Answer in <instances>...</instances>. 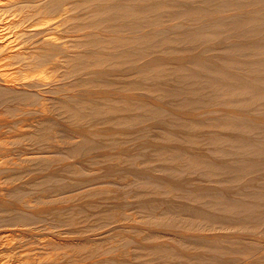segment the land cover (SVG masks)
I'll return each instance as SVG.
<instances>
[{"label": "bare ground", "instance_id": "6f19581e", "mask_svg": "<svg viewBox=\"0 0 264 264\" xmlns=\"http://www.w3.org/2000/svg\"><path fill=\"white\" fill-rule=\"evenodd\" d=\"M0 11V99L35 114L8 125L10 144L32 145L17 161L0 137V173L15 181L0 183V223L17 222L0 228V264H264V0H0ZM39 99L71 124L66 142L50 138L62 131ZM120 173L141 220L115 214ZM51 186L67 189L62 201L18 199ZM41 215L74 234L22 226Z\"/></svg>", "mask_w": 264, "mask_h": 264}, {"label": "rangeland", "instance_id": "374dc122", "mask_svg": "<svg viewBox=\"0 0 264 264\" xmlns=\"http://www.w3.org/2000/svg\"><path fill=\"white\" fill-rule=\"evenodd\" d=\"M250 6H251V5H249V6H245V8H248V9H249ZM232 10H233V12H234V11L236 12V10H238V9H235V8L233 9V8H232ZM238 11H241V10L239 9ZM6 12H7V11H6ZM6 12H4L3 14H4L5 16H7L8 19H6L5 17H3V14H1V15H0V18L2 17V20L0 19V20H1V23L3 22V20H6V21H7V20H9V18H10V16L8 15V12H7V15H6ZM227 12H228V11H227ZM229 12H232L231 9H230ZM0 13H1V11H0ZM39 13H40V12H38L37 14H35L36 16H35V15L33 16V17H35V18L32 17L31 20H30V18H29V21H34V20L36 21V19H37L36 17L39 15ZM40 15H41V13H40ZM8 16H9V17H8ZM4 18H5V19H4ZM171 21H172V20H171ZM0 25H1V24H0ZM60 29H61V30H60ZM62 29H63L62 26L59 27L58 30H60V31H58V33H62V32H63ZM1 30L3 31V26H0V31H1ZM2 31H1V32H2ZM1 32H0V35H1ZM2 33H3V32H2ZM0 64H1V61H0ZM0 67H1V66H0ZM37 68H39V67H37ZM30 70H31V71H30ZM30 70H29V71L32 72V71L34 70V68H33V70H32V69H30ZM36 70H37V69H36ZM36 70H35V72H36ZM33 73H34V71H33ZM54 73H55V74H54ZM55 75H57V76H55ZM50 77H51V79L54 77V83H53V79L51 80V83H52L53 85H55V86L58 88V89H56L57 94H63V93H64V90H63V89L66 87V84H64V83H65L66 81L63 80V79L61 78L60 75H58V72H57V71L53 72V73H52V76H50ZM56 78H57V80H56ZM58 80H59V81H58ZM58 82H59V83H58ZM58 84H59V86H58ZM73 93H74V96H75V97H78V95H77V91H76V90H74ZM11 99H12L13 101H11L10 98L7 99V101H6V99H5V100H4V99H0V101H1V102H0V112H2V111H3L2 113L8 112V111H9V108H10V111H9L10 116H9V117L11 118V119L8 118V117L6 118V115H8V113H7V114H2V113H0V129H1L2 125L7 124V125H4V126L2 127V129H4V130H2V129H1L2 131L0 130V131L2 132V133L0 132V133L2 134V136H0V137H1L3 140L5 139V142L8 141V142H7V143H8V144H7V147L3 149L5 152H2V154H4L3 159H6V160H8V161H9V160L11 161V159H12L13 161H17V160H18V157H19V158L21 157V154H20V156H19V155L17 156V154H18V153H21V151H22V153H23L22 155H24V153H26V152H28L29 150L32 149V145H31V144H28L27 140H25V139H21V140H23V141H21L20 138H19V140H20L22 143H21V142H18L19 144H17V141H16V143H15V142H14V143L11 142V144H10V140H11L10 138H11V136L13 135L14 132H15V133L17 132V130H18L17 127H20L19 125H22L23 123L26 122V120H25V121H22L23 123L18 125V123H21V121H20V122L18 121V120L20 119V117H26V116L28 117L29 115L32 116V115H35V114H34V113H33V114H27V115H26V114H23V113L21 114L20 112H25V111H22V110H19V108H18V109L16 108V106L19 104L18 102L21 101L20 104L18 105V106L20 107V106H22V105L24 106V103H25V105H26V104L29 105V104H30V103H29L30 101H29L28 103L25 102V101H28V100H17L18 102H17V101L15 102V99H13V98H11ZM41 99H42V98H41ZM41 99H39V100H41ZM3 100H4V102H5L4 105H3ZM8 100H10L12 103H11L10 101H8ZM22 101H23V102H22ZM41 101H42V103H43L42 106L45 107V108H44V111H46L47 114H49V113L51 112V111L49 112V110L52 109V106H51L50 100H49V99H45V100H41ZM39 102H40V101H39ZM9 103H10L11 105H9ZM14 103H15V104L17 103V105H15ZM21 103H22V105H21ZM44 103H46V104L44 105ZM1 104H2V105H1ZM5 104H7L8 107H7ZM13 104H14V105H13ZM12 105H13V106H12ZM46 105H48V106L50 105V106H49L50 109H49V107L46 106ZM18 106H17V107H18ZM4 107H5V108H4ZM13 107H14L16 113L14 112ZM11 109L13 110V112H11ZM16 109H17V110H16ZM17 111H19V112H17ZM48 112H49V113H48ZM52 112H53V113H50V114H51V116H52V115L55 116V117H54V121H55L56 124H58V125H57L58 128H59V129L61 128L62 134H61V133H58V135H57V133H55V132H54V134H51V132H50V133H49V134L51 135L50 138H51V137L54 138V137L56 136L54 139H52V141L57 142L56 140H58L59 144H61V143L66 142L65 139L68 140V139H69L72 135H74V134H72V133H70L69 131H67V130H69L68 128H72V127H71V124L68 123V122H66L65 119H64V121H63V118H62V117L59 118V116L55 114V112H54L53 109H52ZM12 113H13L14 118L11 116ZM14 113H15V115H14ZM17 113H19V114H18L17 117H16V114H17ZM1 114H2V116H1ZM4 115H5V116H4ZM21 115H22V116H21ZM53 116H52V118H53ZM57 116H58V118H56ZM4 117H5V118H4ZM55 118H56V119H55ZM61 118H62V119H61ZM2 119H4V120H2ZM14 120H15V121H14ZM57 120H60L59 123H58ZM13 121H14L15 123H14ZM62 121H63V122H62ZM2 122H3V123H2ZM16 123H17V125H16ZM61 123H62V125H61ZM11 124H12V125H11ZM13 124H14V126H16V128H13V127H14ZM64 124H66L67 127H65ZM8 125H9V127H12V128L15 130V131L13 130V131H14L13 133H9L10 135H9L8 137H10V138H7V134H6V132L8 133V131H9L10 129H11V131H9V132H12V128H9ZM59 126H61V127H59ZM62 126H64L65 129H66V128H67V129H66V130H65V129L63 130L64 127H62ZM69 126H70V127H69ZM6 127H8V128H6ZM26 127H27V126H26ZM28 127H29V126H28ZM5 129H6V130H5ZM16 129H17V130H16ZM70 130H71V129H70ZM4 131H5V132H4ZM66 131L69 133V135H68V133H67ZM3 132H4V134H3ZM65 132H66V133H65ZM15 133H14V134H15ZM64 133H65V134H64ZM1 134H0V135H1ZM5 134H6V135H5ZM11 134H12V135H11ZM63 134H64V136H62ZM70 134H72V135H70ZM3 135H4L5 137H3ZM68 136H69V137H68ZM67 137H68V138H67ZM63 138H64V139H63ZM62 139H63V140H62ZM24 140H25V141H24ZM64 140H65V141H64ZM11 141H13V139H12ZM23 142H24V145H23ZM25 142L27 143L26 145H25ZM58 142H57V143H58ZM12 144H13V145H12ZM16 144L19 145V146H17ZM9 145H10V146H9ZM11 145H12V146H11ZM20 145H22L23 148H22V146L20 147ZM28 145H29V148H27ZM30 145H31V147H30ZM25 146H26V147H25ZM10 147H12L13 149L10 148ZM15 147H16V150H14ZM8 148H10V149L8 150ZM25 148H26V150H25ZM21 149H22V150H21ZM27 149H28V151H27ZM3 150H1V151H3ZM7 150H8V151H7ZM10 150H12L11 153H10ZM17 150H18V151H17ZM19 150H20V151H19ZM1 151H0V152H1ZM6 151H7L8 153H7ZM15 152H18V153L16 154ZM9 153H10V154H9ZM14 153H15L16 155H15ZM7 154H8V155H7ZM11 154H12V157H11ZM13 154H14V157H15L14 159H13ZM9 155H10L11 158L9 157ZM57 155H58V156H61V155H59V154H57ZM16 157H17V158H16ZM61 157H62V156H61ZM9 158H10V159H9ZM139 164H140V163H139ZM2 174H3V175H2ZM120 174H121V173H120ZM120 174H119V175L117 174V176L115 175V177H113V178H116V177H117V178L119 179V177H121V176H122V178H120V179H122V180H123V178H124V179L126 178V179L124 180V182L120 181L121 187H123L122 185H124V184H126L125 186H129V187H130V185H128V184H129V183H130V184L132 183V182H131V181H132V180H131V178H132L131 175L127 173V175L129 176V178H128V176L126 177V175H125L126 173H123V174H121V175H120ZM1 175H2V176L5 175L4 178H3V177H2V178L0 177V178H1L0 181H1V180L3 181V182H2V181L0 182L1 184L4 183V185H5V184H6V185H13L12 182H13L14 180H13L12 178H10V179L13 180V181H11L9 178H8L9 180H8V179L5 180L6 173H5V174H4V173H0V176H1ZM67 175H68V176H66L67 178H68V177H69V178L72 177L70 174H67ZM124 175H125V176H124ZM118 176H119V177H118ZM123 176H124V177H123ZM128 179H129L130 181H129ZM132 179H133V178H132ZM4 180H5V181H4ZM7 180H8V183H9V181H10L11 183H10V184L6 183ZM126 180L129 181V183H128ZM14 182H15V181H14ZM16 182L18 183V180H16ZM14 184H15V183H14ZM125 186L123 187L124 189L122 188V190H119V192H118L117 195H119V194H120V191H122L121 193H122V194L124 193L123 195H127V194H129V195L126 197V196H122V194H120L121 198L123 197L122 199H124V197H125V199H124L125 201H126L127 199H128V200L131 199V201L129 200V201H128V204H127V201L124 202V200H122V199L120 198V196H117V198L119 197L120 199H119V200L116 199V200H117V201H123V202H122V203H119V202H118L119 204H118V203H115V205H114V208H115L114 211H115V214H117L118 217L120 216L119 219H120L121 221L123 220V218L121 219V217H126V216H123V215H125V214L127 215V214H128V216L126 217V219L130 221V219H128V217L130 216V213H132V214L137 213V211H135L137 208H136V206H135L136 209H135V210L133 209V208H134V205H136V204L133 202V201H134V198H132V197H133V194H132V193H134V190H133L134 187L131 185L130 188L127 187V189H126ZM132 188H133V189H132ZM28 189H29V188H25V189L23 190L22 194H21V195H24V196H19L18 199H19V200L21 199L20 201L23 202V199H25V198L28 199V198L30 197L29 202H31V206H32V205H37V204H38V205H39V204H40V205H41V204H42V205H44V204H45V205H49V204H51L52 202H55V201H59V200L62 201L63 196H65V195L68 193L67 189H58L57 187L54 188V186L47 187V190H50V192L47 191V190L44 188L45 190L43 189V191H42L43 193H42V192H39L38 189H31L32 191H31V190H28ZM54 189H56V190H54ZM129 189H130V190H129ZM27 190H28V192L30 191V192H29L30 194L27 193ZM36 190H37L39 193L43 194V195L39 194L38 192H37L36 195H35L34 192H36ZM41 190H42V189H40V191H41ZM53 190H54V192H51V191H53ZM58 190H60V192H58ZM61 190H62L63 192L65 191L66 194L63 193ZM126 190H127V191H126ZM128 190H129V191H132V190H133V191H132L131 193H129ZM24 191H26V192L24 193ZM33 191H34V192H33ZM4 192H5V193H4ZM32 192H33L34 195L32 194V197H31L30 195H31ZM44 192H46V193H44ZM125 192H127V193L125 194ZM2 193L6 195V196H5L6 198H9L8 195L6 194V191H5V190H3V191L0 193L1 196H3ZM23 193H24V194H23ZM25 194H27V196L29 195V197L27 198V196H26ZM37 194H39V195H37ZM60 194H62V195H60ZM64 194H65V195H64ZM130 194H131V197H130ZM47 195H48V197H47ZM49 195H51V198H50ZM52 195H53V199H52ZM1 196H0V197H1ZM35 196H36V197H35ZM40 196H41V197H40ZM21 197H22V198H21ZM23 197H25V198H23ZM34 197L36 198V200H34V199H35ZM37 197H38V198L40 197V200H41V199H45L47 202H46L45 200H41V202H40V200H39ZM46 197H47V199H46ZM55 197H56V198H55ZM60 197H61V199H60ZM128 197H129V198H128ZM32 198H33V199H32ZM48 198H50V200H51L52 202H51ZM54 198H55V199H54ZM126 198H127V199H126ZM18 199H17L16 201H18ZM56 199H57V200H56ZM132 200H133V201H132ZM20 201H19V202H20ZM35 201H36V203H35ZM43 201H44V204H43ZM21 202H20V203H21ZM48 202H50V203H48ZM129 202H130V204H129ZM131 202H133V203L131 204ZM33 203H35V204H33ZM47 203H48V204H47ZM116 204H118V205H116ZM120 204L123 205V206H121ZM125 204H127V205H125ZM133 204H134V205H133ZM124 205H125V208H124V210H123ZM115 206L118 207V208L116 209ZM119 206H120V207H119ZM130 206H133V208L130 207ZM129 207H130L131 209H130ZM119 208H122V210H123L124 212H123V211H120L121 209H119ZM31 209H32V208H31ZM116 210H117V211H116ZM125 210H126V211H125ZM127 210H128V211H127ZM131 210L134 211V213H133ZM118 211H120V213H119ZM130 211H131V212H130ZM127 212H129V213H127ZM121 213H122L123 215H118V214H121ZM132 214H131V216H132ZM134 215H135V214H134ZM134 215H133L132 217L130 216L129 218H131L132 220H134L133 218L136 217V219L138 218L137 220H141V217H140L139 213H137L136 216H134ZM118 217H117V219H118ZM124 219H125V218H124ZM126 219L123 220V222H125V223L128 222ZM136 219H135V220H136ZM39 221H40V222H38V220H37V221H35L34 223L22 222V224H23L22 226H24V227H25V226H27V227H33V225L35 224L34 227H35V226H36V227H35V228L33 227V230L35 229L34 231L36 232V237H38V236H44V234L47 235V233H51V234H56V233H57V235H59V234L61 235V233H62V234H63V233L65 234V233L67 232L66 234H71V233L74 234V232H70L71 229H69L68 226H66V225H64V224H62V223H60V222H55V221L53 222L52 220H49V219H47V218L42 217V215H41V219H39ZM7 222H8V221H7ZM7 222H3V225H5V224L8 225V224H9L10 226H6V225L3 226L2 223H0V228H1V226H2V228H3V227L6 228V227L16 226V223H17L16 221H11V222H9V223H7ZM45 222H47V223H45ZM51 222H53V223L51 224ZM38 223H39L41 226H40ZM49 223H50V225H53L54 228H53V226H47ZM84 223H87V221H85ZM28 224H29V226H28ZM30 224H32V225H30ZM36 224H37V225H36ZM46 224H47V225H46ZM45 225H46L47 227H46ZM59 225H60V226H59ZM92 226H94V225H92ZM48 227H50V229H49ZM63 227H64V228H63ZM42 228H43V229H42ZM46 228H48V229H46ZM52 228H53L54 230H52ZM58 228H59L60 230H59ZM88 228H89V230H87L86 233H89V232L91 233L92 231L97 230V227H94V228H92V227H88ZM91 228H92V229H91ZM127 228H128V227H126L125 229H127ZM44 229H45V230H44ZM57 229H58V230H57ZM63 229H65V230H63ZM68 229H69V230H68ZM113 229H114V231H113ZM119 229H120V228H119ZM119 229L117 228V232L119 231ZM43 230H44V231H43ZM46 230H47V231H46ZM49 230H50V231H49ZM55 230H56V231H55ZM62 230H63V231H62ZM45 231H46V232H45ZM48 231H49V232H48ZM54 231H55V233H54ZM120 231H121V230H120ZM59 232H60V233H59ZM111 232H112V233L115 232L114 234H116V228H111V229L109 230L108 233H111ZM112 233H111V236L113 237V241H112V239H111L112 237H111V238H110L111 242H114L115 244H117V246H118V245L120 246V244H118V243H120V242L117 241V238H118L119 236L116 235L117 237L115 238V236L112 235ZM41 234H42V235H41ZM37 235H38V236H37ZM21 238H22V237H20V240L23 241L24 238H22V239H21ZM31 238H32V239H31ZM30 239H31V240H34V239H35V236H34V237H30L29 240H30ZM115 239H116L117 243H116ZM118 240H119V238H118ZM119 246H118V247H119ZM124 246H125V247H124ZM124 246H123V248H125L127 251L129 250V252H130V251L132 250V245L127 244V245H124Z\"/></svg>", "mask_w": 264, "mask_h": 264}]
</instances>
